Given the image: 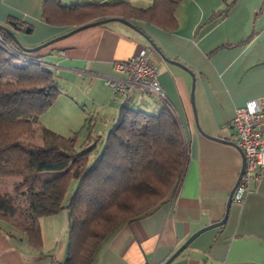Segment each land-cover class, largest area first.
<instances>
[{"label":"crops","instance_id":"0c3cea01","mask_svg":"<svg viewBox=\"0 0 264 264\" xmlns=\"http://www.w3.org/2000/svg\"><path fill=\"white\" fill-rule=\"evenodd\" d=\"M104 1L120 0H60L63 5ZM123 1L137 7L152 3ZM229 2L232 6L225 15L210 20L213 12ZM42 3L0 0V23L12 28L25 47L57 39L38 54L58 87L60 104L77 117L79 102L63 82L74 77L86 82L85 93L93 108L89 118L84 114V124L88 122L85 140L98 135L104 138L116 118L119 102L105 83L108 78H122L116 63L145 47L169 110L188 144L187 164L175 195L119 227L98 247L91 264H163L188 237L224 215L221 225L200 232L168 264H264V171L242 202L231 200L227 207L242 157L236 147L210 137L232 141L230 121L235 108L249 99H264V0H181L174 10L173 30L129 20L154 46L117 20L66 35L77 26L45 21ZM128 100L140 111L146 105V113L161 105L153 95L139 91H133ZM49 108L38 117L44 126ZM66 120L68 132L62 135L75 139L76 124ZM99 120L102 125L96 131ZM40 176L45 186L37 200L48 205L59 199L57 174L43 172ZM74 185L72 181L60 200L62 205ZM37 221L41 245L34 249L20 230L0 218V264H59L64 260L66 209L41 215Z\"/></svg>","mask_w":264,"mask_h":264},{"label":"trees","instance_id":"16d2710c","mask_svg":"<svg viewBox=\"0 0 264 264\" xmlns=\"http://www.w3.org/2000/svg\"><path fill=\"white\" fill-rule=\"evenodd\" d=\"M180 1L152 0L147 7H137L123 0L69 5L43 0L41 14L45 21L55 24L79 26L121 17L173 30L174 10ZM231 6L232 2L226 3L210 20L225 15ZM58 93L41 56L21 49L0 29V181L20 177L13 190H21L29 206L27 216L17 221L14 215L20 208L14 203L15 197L0 187V218L20 230L29 246L37 249L41 245L37 218L66 209L65 258L59 264H91L98 247L119 227L167 200L166 192L180 183L184 174L188 144L166 100L157 98L160 107L138 120L140 109L126 99L119 103L105 137L90 136L78 152L74 137L64 136L38 120ZM34 131L39 132L40 145L23 141L24 135ZM43 172L57 174L59 199L48 205L37 201L45 186L40 176ZM72 181L75 185L62 205L60 200ZM149 198L155 200L145 201Z\"/></svg>","mask_w":264,"mask_h":264},{"label":"built area","instance_id":"2783aa9c","mask_svg":"<svg viewBox=\"0 0 264 264\" xmlns=\"http://www.w3.org/2000/svg\"><path fill=\"white\" fill-rule=\"evenodd\" d=\"M116 70L122 78L112 77L105 81L113 90L115 101L128 100L133 91L165 100L156 68L145 47H139L127 60L116 63ZM230 127L232 141L242 150L245 159L242 175L232 194V200L240 203L249 189L259 184L264 171V99H249L236 107Z\"/></svg>","mask_w":264,"mask_h":264},{"label":"rangeland","instance_id":"374dc122","mask_svg":"<svg viewBox=\"0 0 264 264\" xmlns=\"http://www.w3.org/2000/svg\"><path fill=\"white\" fill-rule=\"evenodd\" d=\"M42 48H40V49H42ZM39 50H37L33 53H35L36 55H39L38 54ZM63 83H64V88L68 90V92L71 94V96H73L72 98H75L79 102L78 117H77V114L75 112H72L71 110H69L68 107H63L59 102L60 98L56 97V99L53 100L52 105L50 106L48 112H46V114L44 116V119H47V123H46L47 125L45 124V126L56 131V132H58V133H60V134L65 135V133L68 132L66 130V128H67V125H66L67 120L66 119L70 118L71 120H74V122L76 124L75 129L73 130V132H75V136H76L75 137V149H76V151L81 152L83 149L82 143L85 140V137L87 134V128H88L87 127L88 122H86L84 124V114H86L87 117L89 118L90 117L89 112H90L91 108H93L92 103H90L88 95L85 93L88 86H87L86 82H82L81 79L79 80V78H77V77L76 78L74 77L72 80L70 79L66 83L65 82H63ZM61 85H62V83H60V86ZM151 99L152 98L150 97L148 100H151ZM84 100H86L85 106L83 105L85 102ZM81 105H83V107ZM145 106H142V111H140L137 114L136 119H138V120L144 119V116L146 115V112H147L146 111L147 106L146 107ZM82 112H83V114H82ZM92 124H93V120H92ZM99 125H102L100 120L97 123L98 127H96L95 130L97 128H99ZM23 137H24L23 141L30 143L32 145H40L41 144V139H40L38 131H34L33 133H31L29 135H24ZM42 179H44V178H42ZM19 180H20V177H17V176L3 178L0 181V187L4 191H6L9 195L11 194L13 197H15L14 203H15V205H18V207L20 208V209H18V211H20V212H17L14 215V217H15V219H17V221L18 220L22 221L23 217L27 216V211H28L27 208L29 206H28V198L24 197L23 194H21V190H19L17 192H15L13 190V187L16 186V183ZM155 183H157V182L155 181ZM178 186H179V182L177 181V183L173 184V186H171L169 188V190L166 192L165 198H169V197H172L173 195H175V193L177 192ZM147 200L153 201V200H155V198H149V199H146L145 201H147ZM39 204L44 205L42 201ZM155 204H157V202ZM21 212H22V214H21ZM13 221H15V220L13 219Z\"/></svg>","mask_w":264,"mask_h":264},{"label":"water","instance_id":"95a60500","mask_svg":"<svg viewBox=\"0 0 264 264\" xmlns=\"http://www.w3.org/2000/svg\"><path fill=\"white\" fill-rule=\"evenodd\" d=\"M111 20H117V21H120V22H122V23H124V24H126V25H128L129 27H131V28H133L135 31H137V32H139L141 35H143L145 38H147L146 36H145V34L143 33V31L142 30H140L139 28H137L133 23H131L129 20H126V19H124V18H121V17H108V18H104V19H100V20H96V21H91V22H88V23H85V24H82V25H79V26H77V27H75L74 29H72L71 31H69L68 33H66V35H69V34H71V33H73V32H75V31H78V30H81V29H83V28H86V27H90V26H95V25H99V24H103V23H106V22H108V21H111ZM12 27L14 28L15 27V25L12 23ZM0 29L1 30H3V31H5L8 35H10L11 37H12V39L17 43V45L21 48V49H23V50H25V51H28V52H35V51H37V50H39L40 48H42V47H45V46H47L48 44H50V43H52L53 41H55V40H57L56 38L55 39H51V40H49V41H46V42H44V43H41V44H39V45H36V46H34V47H25L21 42H20V40L18 39V37L15 35V33H14V31L12 30V28H10L9 26H7V25H4V24H2V23H0ZM58 38V37H57ZM147 40L149 41V43L152 45V46H154L153 45V43L152 42H150V40L147 38ZM184 69H186V68H184ZM190 74H191V76H192V78H193V75H192V73H191V71H189V69H186ZM193 86V85H192ZM192 106H193V103H192ZM193 109H194V107H193ZM194 116H195V114H194ZM195 124H196V126H197V128L198 129H200L199 127H198V124H197V121H196V117H195ZM211 138H213V139H216V140H219V141H222V142H225V143H228V144H230V145H232V146H234V147H236L238 150H239V152H240V155H241V157H242V164H241V169H240V171H239V174H238V177H237V179H236V181H235V184L233 185V188H232V190H231V192H230V194H229V196H228V199H227V207H228V205L230 204V202H231V200H232V194H233V192H234V189H235V187H236V185H237V183H238V181H239V179H240V177H241V175H242V172H243V168H244V162H245V159H244V154H243V152H242V150L233 142V141H227V140H224V139H220V138H217V137H213V136H210ZM225 216L226 215H224V218L223 219H221L220 221H218V222H216V223H213V224H211V225H208V226H206V227H203V228H201V229H199L198 231H196L195 233H193L190 237H188L187 239H186V241L178 248V249H176V251H174L167 259H166V261H164V263L163 264H168L170 261H172L189 243H190V241L193 239V238H195L200 232H202V231H204V230H206V229H208V228H211V227H215V226H219V225H221L223 222H224V220H225Z\"/></svg>","mask_w":264,"mask_h":264}]
</instances>
